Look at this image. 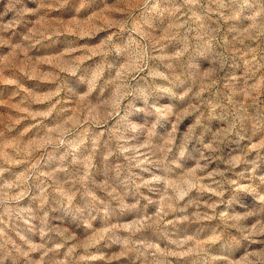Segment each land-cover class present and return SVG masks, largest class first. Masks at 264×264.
<instances>
[{
    "label": "clouds",
    "instance_id": "obj_1",
    "mask_svg": "<svg viewBox=\"0 0 264 264\" xmlns=\"http://www.w3.org/2000/svg\"><path fill=\"white\" fill-rule=\"evenodd\" d=\"M0 264H264V0H0Z\"/></svg>",
    "mask_w": 264,
    "mask_h": 264
}]
</instances>
